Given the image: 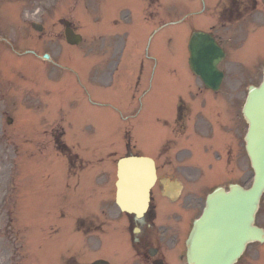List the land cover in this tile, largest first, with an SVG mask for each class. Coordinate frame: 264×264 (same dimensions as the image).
I'll return each mask as SVG.
<instances>
[{
	"label": "rangeland",
	"instance_id": "obj_1",
	"mask_svg": "<svg viewBox=\"0 0 264 264\" xmlns=\"http://www.w3.org/2000/svg\"><path fill=\"white\" fill-rule=\"evenodd\" d=\"M33 1H36L37 4L40 5L39 12L36 7L33 6ZM2 0V6H7L11 2L17 3L16 14L13 15L12 20L6 21V26L1 25L0 21V32L5 34L6 36L13 35L12 37L14 42V49L16 51H21L24 48L34 47L37 55H40L44 51H50L54 55V59H57V56H60V53L63 51V26L58 19L61 16H64L66 19H69L72 22V26L76 28L84 36V41L82 44L78 45V49L82 51V53H86L92 50V36L95 34L94 23L95 18L102 19L104 12L102 6L98 4L96 0ZM126 1V2H125ZM121 0V9L119 14L121 17L126 13V9L129 7L131 9L129 2L137 5V0ZM176 0H162L163 6L161 10H157L153 15L152 12L148 16L143 9L140 16L146 17L147 21L153 23V21L157 22H165L167 20H172L181 17V15L185 11H189V4L186 3V0H178L177 5L175 6ZM111 5H113L112 10L115 12L117 10L118 0H110ZM124 2V3H122ZM100 3V1H99ZM25 7V8H24ZM154 10V6L150 7ZM197 8V7H196ZM48 9L47 11H45ZM13 10H8L9 14L12 15ZM153 15V16H152ZM16 16V19H14ZM107 17L108 28L107 41L102 44L104 48V62L107 56H109V62L112 60L111 53L108 48L109 37H116L118 34L121 36L125 35V32L131 30L138 34L136 36V41L138 44L142 45V48L148 45V42L151 41L150 52L161 53V56L165 55L168 58V61L164 63L167 65L161 70H157V75L153 76V80L156 83V86H153V89L157 88V95H153L149 93L143 99V106L139 105V101L134 103V108L131 109L125 105L122 98H127L128 94L124 93L125 89L122 85H124L127 90L134 89V83L136 74H134L132 69V64L129 65L127 72L119 75H122L121 84L119 83L120 78L109 80V84L107 87L94 88L93 90V98L100 100L103 105L99 107L94 106L88 100L87 93L90 92V89L95 83L93 80L87 81L86 75L83 73L84 69L82 67L79 69V74L75 78L71 76L70 82L63 84V88L65 89L63 95L61 96V100L64 104L69 107L68 116L70 118V129L67 133V142L69 145H72L76 151H80L82 153L88 155H102L105 156L108 153L118 150L116 154L109 155L104 162L108 165L107 168L103 170H99L96 178L100 177V175H106L109 177V185L113 179H115L114 175V166H110L111 159H114L118 154H120V150H123L126 145L124 130L127 126H129V137L130 142L135 144V150H143V151H153L157 150V147L160 143V134L158 131L161 128V123L156 122L154 111V104L151 102L153 100L156 103H166L168 102L167 107L165 108L166 114L169 113V106L172 108L171 101L174 98H171L170 93L168 96L159 95L161 88H169L175 89L180 80V85L186 83H194L195 78L187 70L186 64V39L184 43L178 44L174 47L171 52L168 47H166V39L167 35L170 34L172 38H176L179 40V35H177V31L180 29L177 28H169L164 32L153 37V39H149L148 35H146V30L142 25H134V30L131 29L130 25L119 26L118 21H112L115 17L112 16V13L108 14ZM2 16H0L1 20ZM14 19V20H13ZM30 20H34L43 24V30L38 32L34 31L30 28L29 22ZM139 16L133 20V22L139 23ZM255 24H257V20L255 19ZM114 23L115 25H113ZM213 23L212 19H209L208 24ZM140 24V23H139ZM154 26V25H153ZM143 28V30H142ZM246 28L244 27L241 31L235 34L234 38H237L241 32L246 33ZM99 31H106L105 29H100ZM99 31L96 33L99 34ZM226 35V46H232L231 38L229 37L228 30H225ZM254 29H250L248 31L249 34L253 33ZM260 34V33H258ZM264 34V32H262ZM95 36V35H94ZM176 36V37H175ZM147 38V40H146ZM260 41H263L261 37H259ZM100 43V42H99ZM259 43V42H258ZM0 194L5 193V195L10 196L11 191L8 188L10 184V166L9 161L10 157L6 156L9 153L8 150H11V155L15 154L16 150L20 152V168L18 169L17 175L13 179V191L10 198H17L16 201V215H11L13 218V222L11 225L15 228H7L5 227V236L12 240L13 246L19 244L17 246L16 256H12L13 249H10V246L5 240L4 247L0 245V264H40L42 262L43 250L44 247L40 246L39 248H35L34 236L41 234V230L46 227V219L55 217L56 208L58 205V200L56 199L55 193L59 188V176L54 172L55 169L61 170V163L64 162L63 158L54 154H48L45 156H34L30 157L31 143L34 140V146L39 148H53L54 142L51 137V128H55V125L61 130V123H58L56 118H50L46 120L45 118H40V123H43L39 127V116L36 114H32L28 109L30 108L29 100H32L33 105H35V98H38L36 109L42 111L43 100L44 97L42 95V88L45 86H53L56 84L58 78L59 71L53 68L49 64H45L39 56H24V57H16L14 52L10 51L8 46L1 42L0 43ZM100 47V46H99ZM141 48V49H142ZM260 48L264 49V46L260 44ZM66 49V47H65ZM76 48H73L71 51L73 53L72 61L76 63L77 66L80 67L83 62H89L93 59V57L83 56V54ZM5 51H9L10 55L6 54ZM113 51V50H112ZM264 54V52H263ZM12 57V58H11ZM264 57V56H263ZM18 58V59H17ZM31 58V59H29ZM33 58V59H32ZM75 58V59H74ZM21 59H29L25 61H21ZM35 59V60H34ZM63 61H67V56H63L61 58ZM239 60L238 58H233L232 55L228 56L225 61L222 62V67L227 71L228 78L226 80L227 86H235V96L237 95V83L241 84V91L245 90V87L250 83H257L259 80L260 72L259 70H255V68L248 70L240 68L242 67L241 63H244L243 59L240 62H236ZM29 62V64H28ZM26 63L28 64V68L26 67ZM176 65L178 73V80L170 74L168 66ZM69 66V65H67ZM105 65L100 64L98 66V70L102 71V68ZM107 68V66H106ZM92 71V70H91ZM90 71V72H91ZM105 74V71H102ZM6 73V74H5ZM146 71H143L142 78L139 82V85L143 84L145 81ZM152 70L149 71L148 77H152ZM91 77V74H90ZM100 79H105V75L98 74ZM102 80V81H103ZM101 81V80H100ZM106 88H111L110 90ZM231 88V87H230ZM139 91L141 92L139 86ZM232 89V88H231ZM31 90V91H30ZM71 90L77 91L79 95L77 96ZM32 95H34L33 99H29ZM54 94V89H52L49 93V96ZM140 94V93H139ZM244 94V93H243ZM242 94V96H243ZM81 95V96H80ZM49 96L44 100V105L49 102ZM165 98L163 100H154L156 97ZM130 98V96H129ZM58 100V98H55ZM76 99V100H75ZM105 104V105H104ZM45 105V107H46ZM76 105L75 111L73 110ZM129 106V105H128ZM138 106V108H136ZM133 112H136L132 115ZM7 116L14 117L13 124L7 123ZM41 116V113H40ZM52 116H56V108L54 106L53 100L48 106V110L46 111V117L48 118ZM244 126V125H243ZM243 126H241L240 133L243 134ZM158 127V129H156ZM44 129L40 133L35 134V130ZM158 133V134H157ZM157 134V135H156ZM133 136V140H132ZM46 151V150H44ZM57 152V150H55ZM26 155L24 157L23 155ZM29 156V157H28ZM113 156V157H112ZM246 162V157H244ZM84 163V161H83ZM87 165L81 166L82 168ZM246 173L242 171V183L245 186H249L250 183V169H245ZM87 171H90L89 169ZM184 172V171H182ZM93 176H95V174ZM13 175V174H11ZM91 180L83 181V185L79 189V192L82 193V196L89 197L87 203V207L90 205L95 208L96 201H98L94 195L90 193V185ZM16 189L15 190V185ZM49 184V188L45 186ZM200 194V193H199ZM1 196V195H0ZM5 200V199H4ZM13 200H8L4 202V205L0 211V221L7 225L8 214L10 206H14ZM61 204V201H60ZM103 209H105V217L106 219L112 218V215H117V209L114 205H112V201L105 204ZM107 207V208H105ZM69 212H74L79 209V206H74L72 203L67 207ZM86 207H81L80 210H85ZM70 213H65L64 219L61 221V226L66 230H64L65 237L68 238L70 235L68 234V230L70 228L69 222ZM101 215V214H99ZM111 215V216H110ZM110 216V217H109ZM15 217V218H14ZM2 218V219H1ZM20 221V223L18 222ZM52 220V219H51ZM49 220V221H51ZM257 224L264 227V196L262 198L259 211L256 216ZM0 222V228L1 224ZM45 223V224H44ZM57 223V220H56ZM28 227L26 233L30 234V240L28 238V244L31 246L29 258L32 260L30 263L29 259L25 257L28 254V247L26 245L25 236L21 238L20 234H22L21 227ZM110 224V223H109ZM120 224H117L119 226ZM3 227V226H2ZM67 227V228H66ZM109 230V228H105ZM1 233V230H0ZM26 234V235H27ZM10 235V236H9ZM98 236L104 237L103 234H98ZM105 238V237H104ZM16 239V241L14 240ZM70 243H73L72 240L67 239ZM105 241V239H103ZM90 243V241H89ZM93 244V242H91ZM90 244V245H91ZM68 244H65V246ZM173 246V245H172ZM93 247H95L93 245ZM100 247V246H99ZM100 249V248H98ZM73 250L75 248L73 247ZM111 246H108L105 249L106 253L110 252ZM260 251L258 250V246L251 245L247 248L244 256L240 260V264H260L261 256L255 257ZM262 258H264V247L261 249ZM254 255V256H253ZM9 256L13 259L12 262H8ZM255 257V258H254ZM93 257L89 258L91 260ZM34 260H40V263L33 262ZM82 260H86L82 259ZM171 264H184L180 262L177 257L172 256L170 259ZM116 264V263H115Z\"/></svg>",
	"mask_w": 264,
	"mask_h": 264
},
{
	"label": "water",
	"instance_id": "obj_2",
	"mask_svg": "<svg viewBox=\"0 0 264 264\" xmlns=\"http://www.w3.org/2000/svg\"><path fill=\"white\" fill-rule=\"evenodd\" d=\"M66 36L70 42L79 40L70 29ZM190 54L193 71L207 86L218 87L222 73L217 64L223 53L215 41L209 35L196 33L191 39ZM243 113L249 123L246 148L254 169L252 185L244 189L232 184L228 191L219 187L207 196L203 213L194 221L186 241L188 264H233L248 242L264 238L263 230L254 225L264 191V80L259 88L250 87ZM118 167L117 202L122 209L141 214L147 205L153 164L147 158H129L121 160ZM136 170L142 177L138 185Z\"/></svg>",
	"mask_w": 264,
	"mask_h": 264
},
{
	"label": "flooded vegetation",
	"instance_id": "obj_3",
	"mask_svg": "<svg viewBox=\"0 0 264 264\" xmlns=\"http://www.w3.org/2000/svg\"><path fill=\"white\" fill-rule=\"evenodd\" d=\"M222 7L225 9L227 0H223ZM233 1V0H232ZM234 2V1H233ZM229 98L228 101H231ZM179 129L185 127L183 120L189 117V107L181 104L177 107V115ZM241 116L237 113L236 104L233 103L232 114L229 117L230 126L227 130L221 124L216 127L224 130L229 137V144L225 147L226 161L224 164L229 168V176L240 174L241 159L240 148V123ZM234 150V151H232ZM161 157V154H160ZM171 158L165 156L157 163L158 182L155 186V195L153 194L152 210L147 213L141 220L130 218V233L134 242L135 251L146 264H167L169 260L168 251L170 248V240H181V225L184 221L182 216L185 213H193L196 206L201 208L202 198L196 199V195L180 194L175 200L171 196H165L167 186L164 182L166 178L173 180L182 175L180 168L171 166ZM170 168V170H168ZM164 170V171H163ZM232 170V173H231ZM235 179V178H234ZM191 184V180L185 181ZM185 184H183L184 186ZM192 216L189 217V223H192ZM180 224L179 227H173L172 223ZM184 242V241H183ZM182 242V245H183Z\"/></svg>",
	"mask_w": 264,
	"mask_h": 264
},
{
	"label": "bare ground",
	"instance_id": "obj_4",
	"mask_svg": "<svg viewBox=\"0 0 264 264\" xmlns=\"http://www.w3.org/2000/svg\"><path fill=\"white\" fill-rule=\"evenodd\" d=\"M135 175H136V183H137V185L139 184V182L141 181V179H142V177H141V173H139V175H138V171L136 170L135 172ZM129 181L130 182H132L133 181V176L129 179Z\"/></svg>",
	"mask_w": 264,
	"mask_h": 264
}]
</instances>
